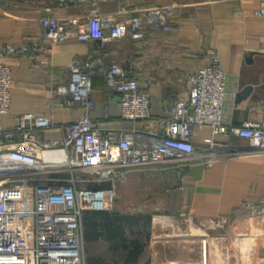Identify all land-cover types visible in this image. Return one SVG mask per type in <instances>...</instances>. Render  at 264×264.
Segmentation results:
<instances>
[{
    "label": "crops",
    "instance_id": "1",
    "mask_svg": "<svg viewBox=\"0 0 264 264\" xmlns=\"http://www.w3.org/2000/svg\"><path fill=\"white\" fill-rule=\"evenodd\" d=\"M156 5H173L170 26L145 27L142 37L128 32L105 40L71 37L52 44L41 24L45 14L86 18L92 8L103 15L128 20ZM261 9L262 13H256ZM109 32L106 29L108 35ZM8 42H26L29 48L8 57L12 69L11 105L7 113L0 112V124L11 127L16 116L25 112L47 116L52 125L35 130L37 137L44 140L62 138L65 135L62 125L86 112L100 127L127 129L144 124L143 120L122 115L120 93L107 82L105 71L101 70L114 61L133 67L140 87L150 92L152 115L161 116L168 115L174 102L185 92L187 75L201 65L211 64L216 53L227 73L224 122L240 124L264 119L261 0H101L97 4L88 0H69L68 4L61 0H0V50ZM76 62L92 67L91 103L61 89L71 82L72 66ZM247 85H252L249 93L239 96ZM212 136V126L205 124L195 130L194 143L211 149L205 138ZM215 138L218 154L211 163L193 161L182 167L180 175L158 165L144 166L127 174L133 179L138 176L157 179L158 191L166 197L164 202L177 211L202 219L245 221L246 234H253L256 240L251 252L258 255L257 259L254 255L245 256L243 251L239 258L231 251L223 258L215 253L203 254L208 256L210 264H252L253 259L263 264L264 212L255 210L249 203H259L264 195V154L246 152L250 148L249 139L233 132L217 133ZM47 175L50 173L41 177ZM82 225L86 264L87 260L90 264L114 263L110 254L112 239L106 237L101 225L91 232L83 217ZM100 252L105 255L99 256ZM135 263L156 264L144 258L130 262ZM179 263L192 264L183 256H171L159 264Z\"/></svg>",
    "mask_w": 264,
    "mask_h": 264
},
{
    "label": "built area",
    "instance_id": "2",
    "mask_svg": "<svg viewBox=\"0 0 264 264\" xmlns=\"http://www.w3.org/2000/svg\"><path fill=\"white\" fill-rule=\"evenodd\" d=\"M88 1L97 4L101 0ZM61 2L68 4L69 0ZM173 12V5H156L128 20H119L92 8L86 18L45 14L41 24L52 44L71 37L105 40L128 32L142 37L145 27L168 28ZM28 48L26 42H8L0 50L1 113H7L11 105L12 69L8 57ZM101 70L120 93L123 117L143 120L142 126L100 127L86 112L62 125V138L44 140L35 130L52 125L47 116L25 112L16 116L11 127L0 124V264H86L84 209L112 208L116 182L131 170L158 165L180 175L182 167L193 161L213 162L218 154L214 146L217 133L247 137L250 148L246 152L264 154V119L240 124L223 120L227 73L218 54H213L211 64L201 65L187 75L185 92L170 113L161 116L152 115L150 92L140 87L132 66L114 61ZM72 72L71 82L62 85V91L91 103L92 67L76 62ZM205 124L213 128V136L205 138L211 149L194 143L195 130ZM47 151L62 157L46 158ZM44 173L50 175L42 178ZM249 205L264 212V195L259 203ZM201 264L210 263L204 260Z\"/></svg>",
    "mask_w": 264,
    "mask_h": 264
},
{
    "label": "rangeland",
    "instance_id": "3",
    "mask_svg": "<svg viewBox=\"0 0 264 264\" xmlns=\"http://www.w3.org/2000/svg\"><path fill=\"white\" fill-rule=\"evenodd\" d=\"M116 183L118 196L114 206L126 212L144 211L151 215L147 245L150 261L159 264L168 257L183 256L189 263L201 264L203 254L215 253L223 258L229 251L238 258L243 251L245 256L254 255L257 259L258 255L251 252L256 240L246 238L244 220L202 219L177 211L164 202L166 197L158 191L160 182L154 178L133 179L126 174ZM254 261L252 264H257Z\"/></svg>",
    "mask_w": 264,
    "mask_h": 264
},
{
    "label": "trees",
    "instance_id": "4",
    "mask_svg": "<svg viewBox=\"0 0 264 264\" xmlns=\"http://www.w3.org/2000/svg\"><path fill=\"white\" fill-rule=\"evenodd\" d=\"M117 196L118 186L112 208L84 209L83 218H85L86 225H90L91 232L101 225L106 237L112 239L113 253L110 254L114 263L109 264H130L131 261L138 262L140 258L146 261L149 259L147 245L151 215L144 211L126 212L118 209L117 205L114 206ZM98 255L102 256L105 253L100 252ZM87 262L91 263L89 260Z\"/></svg>",
    "mask_w": 264,
    "mask_h": 264
},
{
    "label": "bare ground",
    "instance_id": "5",
    "mask_svg": "<svg viewBox=\"0 0 264 264\" xmlns=\"http://www.w3.org/2000/svg\"><path fill=\"white\" fill-rule=\"evenodd\" d=\"M45 156H46V158H51V157H62V155H55V152L54 151H47L46 152V154H45ZM252 230H253V228H252ZM256 230V229H255ZM259 231V230H258ZM254 232V231H253ZM246 233V232H245ZM246 238L247 239H249V241H251V240H253L255 237H254V235L253 234H250V235H246ZM245 244V243H244ZM204 245H205V243H204ZM205 249H206V246H203ZM246 250V249H245ZM205 251V250H204ZM203 259V261L204 260H207L208 261V256L206 257L205 255H204V257L202 258Z\"/></svg>",
    "mask_w": 264,
    "mask_h": 264
},
{
    "label": "water",
    "instance_id": "6",
    "mask_svg": "<svg viewBox=\"0 0 264 264\" xmlns=\"http://www.w3.org/2000/svg\"><path fill=\"white\" fill-rule=\"evenodd\" d=\"M251 88H252V85H247L243 89L242 93L241 92L239 93V96H245V95H247L249 93V91H250Z\"/></svg>",
    "mask_w": 264,
    "mask_h": 264
}]
</instances>
